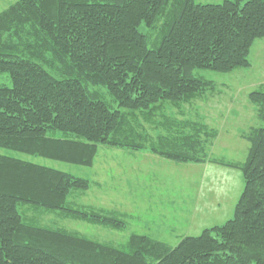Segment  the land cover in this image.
I'll return each mask as SVG.
<instances>
[{
    "label": "trees",
    "instance_id": "obj_1",
    "mask_svg": "<svg viewBox=\"0 0 264 264\" xmlns=\"http://www.w3.org/2000/svg\"><path fill=\"white\" fill-rule=\"evenodd\" d=\"M263 38L264 0H17L0 13V75L10 79L0 87V149L83 167L101 145L223 165L207 152L217 131L172 117L158 124L152 111L208 93L212 83L195 70L248 69L249 50ZM248 101L261 126L240 134L245 161L224 165L244 182L232 218L173 248L139 234L123 251L28 222L22 206L115 231L127 226L112 213L68 205L70 194L89 189L87 179L0 153V264H264V90Z\"/></svg>",
    "mask_w": 264,
    "mask_h": 264
},
{
    "label": "rangeland",
    "instance_id": "obj_2",
    "mask_svg": "<svg viewBox=\"0 0 264 264\" xmlns=\"http://www.w3.org/2000/svg\"><path fill=\"white\" fill-rule=\"evenodd\" d=\"M16 1L0 0V13ZM195 1L210 4L223 0ZM139 31L148 33L143 25ZM253 43L248 53V69L225 74L195 70L193 75L196 78L212 83L208 93L178 105L157 103L152 111L154 122L158 124L172 117L178 122H202L217 131V138L211 141L207 152L210 159L223 165L211 160L196 163L199 165L177 164L149 151L135 152L101 145L93 165L83 167L0 149V153L6 156L87 179L89 189L70 194L68 205L78 210L112 213L123 219L127 226L115 231L67 218L60 211L31 206L20 208L25 219L41 227L60 228L106 242L123 251H128L127 244L132 235H145L173 248L186 236L196 237L205 229L230 220L244 182L240 171L224 165L240 166L245 161L248 144L240 134L251 127L261 126L256 107L248 101V95L251 91L264 90V38ZM9 85L8 75H0V87ZM95 90L108 104L116 107L103 88ZM138 119L149 136H158L156 131L152 132L150 124L140 117ZM181 130L188 129L181 127L177 132ZM50 135L52 138L63 137L58 132Z\"/></svg>",
    "mask_w": 264,
    "mask_h": 264
},
{
    "label": "crops",
    "instance_id": "obj_3",
    "mask_svg": "<svg viewBox=\"0 0 264 264\" xmlns=\"http://www.w3.org/2000/svg\"><path fill=\"white\" fill-rule=\"evenodd\" d=\"M190 165H193V164H190ZM196 165H199V164H196Z\"/></svg>",
    "mask_w": 264,
    "mask_h": 264
}]
</instances>
